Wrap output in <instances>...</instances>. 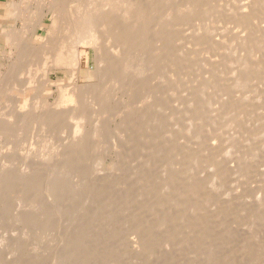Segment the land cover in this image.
Masks as SVG:
<instances>
[{"label":"bare ground","instance_id":"bare-ground-1","mask_svg":"<svg viewBox=\"0 0 264 264\" xmlns=\"http://www.w3.org/2000/svg\"><path fill=\"white\" fill-rule=\"evenodd\" d=\"M0 7L11 9L10 20L4 26L0 24V49L6 45L16 49L12 62L7 64L8 70H0V120L5 124L0 129L2 205L7 191L16 186L24 189L42 178L38 174L41 163L37 162L42 157L39 160L36 157L53 158L61 151L51 137L62 130L47 136L48 128L51 126L52 130L56 125L53 124L56 116L45 112L52 105L46 98L54 94L53 87L62 91L51 108L61 111L66 108L67 120L73 122L71 130L68 129L72 141L67 139L72 143L69 146L68 141L65 150L70 147L72 153L80 146L83 151L87 149L88 144L84 149L83 142L90 141L93 133L97 137L99 124L104 132L105 121L109 123L111 116L119 111L116 103L122 101L121 112L130 117H124L127 125L124 121L125 124L121 123L125 129L121 128L120 132L116 129V132L128 134L132 128L137 141L143 140L135 142L132 150L140 153L148 146L144 151L150 154H147L148 160H141L137 151L135 154L131 150L130 159L127 155L124 157L127 160L120 156L122 160L115 159V162L113 158L112 168L102 169L101 174V168L97 167L100 173L94 176L91 174L98 170L94 166L96 160L94 164L90 161L95 167L90 173V163L82 159L80 167H88L79 168L80 172L83 168L90 173H85L89 178L79 174L82 176L79 182H84L82 187V183L71 184L72 175L69 177L66 173L72 168L67 167L66 171L62 167L63 171L58 167L60 170L55 172L51 169L49 183L54 187L51 194L56 198V206L57 202L62 207L70 200L74 209L75 193H83L81 200L88 203L84 206L97 210L98 224L107 228L98 230L101 240H105L101 238L103 233L107 237L103 264H246L251 242L243 243L242 248L235 240L240 235L239 224L244 226L243 230L249 227L247 218L241 216L248 205L240 206L243 204H239V193L236 192L238 197L229 196L221 190L236 173L244 177L254 168L255 174L261 170L254 182L261 183L256 185L255 194L264 206V0H19L18 3L13 0ZM3 62L0 61V67ZM62 70L70 73L66 77L69 84L64 87L63 83L51 79L52 73ZM98 117L105 121L100 122ZM96 120L98 125L93 122ZM63 122L57 121V127H65ZM93 123L98 126L96 131ZM145 133L154 135H149L152 136L149 142L145 140L148 136ZM242 133L253 145L246 146L245 154L234 159L231 155L235 153L231 151L238 152L240 145L248 143L243 140L246 142H239L236 147ZM41 150H44L42 154ZM97 161L99 166L101 160ZM30 163L37 165L39 171H34L36 166ZM64 164L61 165L65 167L67 164ZM13 173L17 177L9 181ZM35 184L32 187L38 185ZM25 189L27 193L28 188ZM70 193L72 197L68 196ZM118 216L122 218L117 219ZM112 219L113 223L119 221L120 229H114L117 233L111 231ZM104 229L110 233L103 232ZM84 232L74 234L77 258L87 255L82 249L89 247L84 243L86 236L81 238ZM0 243L6 247L10 244ZM92 256H85L82 263L74 261L90 264L94 260Z\"/></svg>","mask_w":264,"mask_h":264},{"label":"rangeland","instance_id":"rangeland-1","mask_svg":"<svg viewBox=\"0 0 264 264\" xmlns=\"http://www.w3.org/2000/svg\"><path fill=\"white\" fill-rule=\"evenodd\" d=\"M11 1H13V0H0V6L1 5H3L4 3H6V4H8V3H10ZM14 2H16V3H18L19 2V0H18V2H17V0H14ZM11 12V9L9 8V11H7V8H4V7H0V24L2 25V26H4L5 24H6V22H7V20H10V16H9V13ZM47 24V23H46ZM7 46V47H6ZM6 46H4L2 49H0V61L1 62H3L2 64H4L3 66H1L0 67V70L1 71H4V70H8V66H7V64H10L12 61V58L15 56V54H16V49L15 48H13V47H11V46H9V45H6ZM12 48V49H11ZM15 49V50H14ZM11 51V52H10ZM14 51V52H13ZM2 53V54H1ZM10 53H12V54H10ZM15 53V54H14ZM9 54V55H8ZM3 55V56H2ZM6 56V57H5ZM9 56H11L10 58H9ZM4 58H7V59H4ZM9 58V59H8ZM6 61V62H5ZM8 61V62H7ZM5 64H6V66H5ZM5 72V71H4ZM67 76H70V73L68 72V71H65V70H62L61 72L59 71V73H52L51 74V79H53L54 81H59V83H63V87L64 86H66V85H68L69 84V80L67 79L66 80V77ZM155 83V82H154ZM156 84H159L158 82H156ZM156 84H154V85H156ZM153 85V86H154ZM156 87H159V86H156ZM53 89V91H54V94L52 95V97H45L46 99H47V103H49V104H52V105H50V107L47 109V111H45L46 113H50L51 115H54V116H56V118H55V122L56 123H53V124H56V125H54V127L52 126V128L54 129H50L51 128V126L48 128L49 129V134L47 135V136H52V135H50V133H54L57 129H59V130H62L63 131V133H62V131H61V133L59 134V133H56L55 134V136H54V138L53 137H51L52 139H54L53 140V142H54V144H56V146H58V149L57 150H59V148H60V150L61 151H58V152H56V153H58L57 155H54V157L53 158H55L57 161H62V163L61 164H64L63 162H65V161H67L68 163H66L67 165L69 164V165H71L72 163H75V164H73V165H71V166H67L66 164H64V165H66L65 167L64 166H62L61 164H57L58 162L55 160V159H53L51 156H48V157H44L43 158V156H40L39 158L38 157H36L37 158V160H39L41 157H42V159H41V161H37L36 160V158H35V161H37V162H39V163H41V164H39L40 166H41V168L39 169L40 170V173H38L39 174V177H40V175H41V177L42 178H38L39 179V181L37 180V184H35V182H31V183H29V185H26L25 186V188L27 189H25L26 191H28L27 193L24 191V189H20V188H18L17 186L16 187H13V188H15V189H13L12 188V190L11 191H7L6 192V195H8V196H5V198H6V202H4L3 203V205H2V200H1V198H0V223H2V224H0V241H5V242H9L8 244L9 245H7V247H6V245H1L2 243H0V264H78V262H80V263H82V259L85 257V256H92V254H93V256H92V258L94 259V260H91V263L92 262H94V263H92V264H103V261L105 260L104 259V257H105V255H106V250H107V241H106V239H107V237L105 236V234L103 235L102 233V235H101V238L103 237V238H105V240L103 241V240H101L100 239V236L98 235L99 234V231H100V229H101V232H102V229L103 228H106V227H104L103 226V228H102V224L100 225V224H98L99 222H98V219H99V214L96 212V211H94V209L93 208H89L90 206V204L88 205L89 207H87L86 208V206H84V205H87L88 203L87 202H84V200H81L82 199V197L84 196L83 195V193H81V194H78V193H75V196L73 197L75 200H74V209H72L71 208V206H70V200L68 201V203L69 204H66V205H62V207L58 204V202H57V206H56V204H55V200L54 199H56V198H54V194H51L52 193V190H53V188L54 187H52L51 185H50V178H49V172L51 171V169H54V171L53 172H55V170H60V169H58V167L60 168L61 167V169L64 171V169L66 170L67 169V167L69 168V169H71V170H73V171H75V173L73 172V171H71V170H69V171H67L68 173H66V174H70L69 175V177L71 176V178H73L72 180H71V184L74 186V184H75V182H77L78 184H81V187H82V185H83V181L81 180L80 182H79V176H81V175H86L85 173H87L88 172V169H86V171L84 172V170H83V168H82V172H80V169H81V167H83V166H85V165H82L81 167H80V165H81V161H82V159L84 160V161H86V163L88 162V163H90V164H88V165H90V167L92 168H90L89 169V172L91 173L92 171H93V169L95 168L94 166H96V169H98V170H94L95 171V173H94V171L92 172V174L91 175H96L97 176V173L96 172H98V173H100V168H101V174H103V172H102V169L103 170H106L107 168L109 169V167L110 168H112V163H114V162H111L112 160H113V158H114V160L115 159H117L118 161H119V159L120 160H122V157L120 158V156H123V159H125L124 157L127 155V157H129V156H131L132 157V152H131V150H132V148H134V147H132L133 145H134V143L136 142V143H138L139 141L141 142V140L142 139H139V141H137L138 139L136 138V137H134V136H137V134L132 130V128L130 129V131H129V133L128 134H124V133H121V134H119L118 133V131L121 129V128H124V126L125 125H122V124H125L127 121H125L124 119L127 117V119L130 117L129 116V114L128 113H125L124 115H123V113L124 112H121L122 110V108H121V106L123 105V104H121V100L119 99L118 101L120 102H118L119 104H121V105H119V104H117L116 103V105H117V107L118 106H120V108H119V111H116V113L115 114H117L116 116H115V114H113L112 116H111V120H109V123L107 122V121H105L103 118L101 119V118H99V119H97V120H100V122H102V120H104L105 121V124L104 125H106L105 126V130H104V132H103V130L102 129H104V128H102L103 126H101L100 127V124H99V121H93V122H98L96 125H98L99 126V129L100 130H102V131H100L99 129H97L98 128V126L96 127V125H95V123H93L95 126H93L94 128V131H96L95 130V128L98 130V132H96V133H99L98 135H97V137H98V139H97V137L96 136H94V133H93V136H91V138H90V141H91V139H92V137H94L95 139H92L93 141H89V140H87V141H85V142H83V148L85 149V146L87 147V149H89L88 151H87V149L85 150V151H83L82 150V148H80V147H78V150H82L83 152H81L80 153V151L78 152V150L76 149V151L74 150V152H76V153H72L73 151H70L69 149H71L70 147L68 148L67 147V149L69 150V152L70 153H72V157H70V153L69 152H67V151H65L66 150V146L68 145V143H70L69 144V146L71 145V136H70V131L69 130H71V128H72V126H73V122H70L69 120H67L68 119V112H67V110H66V108H63L62 109V111H61V109H54L53 107V109L51 108V106H53V105H55L54 103H56V100H55V98L57 99V98H59L60 97V93H61V89L60 90H58L57 89V87L55 86V87H53L52 88ZM120 96V95H119ZM160 97V96H159ZM158 98V97H157ZM156 98V99H157ZM128 99V98H127ZM158 100V99H157ZM156 100V101H157ZM48 104V105H49ZM138 107V106H137ZM137 107H136V109H137ZM51 108V109H50ZM139 108H140V105H139ZM50 109V110H49ZM140 109H142V106H141V108ZM139 109V110H140ZM58 111V113L57 112H55L54 113V111ZM66 110V111H65ZM60 111V112H59ZM119 112V113H118ZM59 114V115H58ZM115 116V117H114ZM58 117H59V119H58ZM125 117V118H124ZM108 119V118H107ZM106 119V120H107ZM62 120V121H61ZM57 121L58 122H60L61 124H62V122L64 121L66 124H65V127L63 126V125H61L60 123V125H61V127H57V125H58V123H57ZM90 121V120H89ZM87 122V123H89V125H90V127L92 126V124H91V122ZM125 123H124V122ZM64 122H63V124H64ZM104 123V122H103ZM108 123V124H107ZM119 123V124H118ZM122 123V124H121ZM102 124V123H101ZM4 122L2 121V120H0V129L1 128H4ZM72 125V126H71ZM119 125V126H118ZM126 125H127V123H126ZM64 128H63V127ZM71 126V127H70ZM86 127V131H88L89 129H88V124L87 125H85ZM88 126V127H87ZM56 127V128H55ZM117 127V128H116ZM126 127V126H125ZM70 128V129H69ZM114 128V129H113ZM48 129H47V131H48ZM64 129V130H63ZM69 129V130H68ZM116 129H118V131L116 132ZM125 129V128H124ZM67 130V131H66ZM128 130V129H127ZM65 131V132H64ZM121 131V130H120ZM119 131V132H120ZM116 132V133H115ZM127 133V132H126ZM132 133V134H131ZM58 134V135H57ZM62 134V135H61ZM106 134V135H105ZM113 134L115 135V137L113 136ZM122 134H124V136L122 135ZM136 134V135H135ZM145 134H147V133H145ZM60 135V136H59ZM65 137H64V136ZM67 135V136H66ZM69 135V136H68ZM123 137H122V136ZM148 136H146V139L145 140H147L148 142H149V135H152L151 133H149V134H147ZM243 135V133L238 137L240 140H238L237 139V144H236V147L239 145L238 143L240 142L241 144H243L242 143V141L243 140H248L247 142L248 143H246L245 145H243L242 147H241V145H240V149H238L237 148V151L238 152H236V149H234V150H232L231 151V154L232 153H235V155L234 156H232L231 155V157H234V159H236V158H238L237 156H242V154H243V152H244V154H245V152H246V150H245V147L246 146H248V148L249 147H251L252 145H253V143L251 142V141H249V139H248V137H245V138H243L244 137V135ZM108 136V137H107ZM152 136H154V135H152ZM152 136H151V138L150 139H152ZM64 137V138H63ZM126 137V138H125ZM145 137V136H144ZM148 137V138H147ZM121 138H123V139H121ZM132 138V139H131ZM243 138V139H242ZM250 138V137H249ZM57 139V140H56ZM60 139H62V141L60 140ZM64 139V140H63ZM66 139V140H65ZM67 139H70L71 141H69V140H67ZM136 139V140H135ZM252 138H250V140H251ZM144 140V141H145ZM153 140H155L154 138H153ZM152 140V141H153ZM57 141V142H56ZM66 143H65V142ZM69 141V142H68ZM100 142V144H99V142ZM132 141V142H131ZM143 141V140H142ZM151 141V142H152ZM157 140H155V142H156ZM246 141H243V142H246ZM68 142V143H67ZM146 142V141H145ZM147 142V143H148ZM154 142V141H153ZM152 142V143H153ZM155 142L153 143V145L152 146H154L155 145ZM61 143V144H60ZM65 143V144H64ZM86 143V144H85ZM91 143H93V147L92 146H90L91 145ZM106 145H105V144ZM108 143V144H107ZM128 143H129V145H128ZM135 143V144H136ZM143 143V142H142ZM151 143V144H152ZM60 146H59V145ZM96 146H95V145ZM113 144V145H112ZM115 144V145H114ZM121 144H123V145H121ZM144 144V143H143ZM143 144H142V146H143ZM150 143L148 144V145H151ZM250 144H252V145H250ZM64 145V146H63ZM103 145V146H102ZM118 145L120 146V148L118 147ZM124 145H126V146H124ZM146 145V144H145ZM114 146V147H113ZM118 148V150H116V149H113V148H116V147ZM131 146V147H130ZM147 146V145H146ZM61 147L62 148H64V151H63V149H61ZM91 149H90V148ZM95 147H98V149L100 150H98V149H96V150H98V154L96 155L95 154V152L97 153V151L96 150H94V148ZM112 147V148H111ZM121 147H124L123 148V150H122V148ZM130 147V148H129ZM145 147V146H144ZM93 148V149H92ZM101 148V149H100ZM146 148V147H145ZM145 148H144V150L142 151V152H138L137 150H135V149H133L134 150V153H135V151H137L136 153L138 154V155H140V158H141V160H144V159H146V160H148V156H147V154H149V153H145L144 154V151L146 152V150H145ZM147 148H148V146H147ZM146 148V149H147ZM127 149V150H126ZM56 150V151H57ZM115 150V151H114ZM128 150H130V151H128ZM132 150V151H133ZM242 152H241V151ZM42 151H44V150H41L40 151V154H42L43 152ZM87 151V152H86ZM91 151V152H90ZM117 151V152H116ZM123 151V152H122ZM235 151V152H234ZM63 153V154H60V153ZM84 152H86V153H84ZM114 152V153H113ZM116 152V153H115ZM131 152V153H130ZM240 152V153H239ZM45 153V152H44ZM49 153V152H48ZM85 154V156H84V154ZM92 153V154H91ZM117 153H118V155H117ZM124 155H123V154ZM135 153V154H136ZM75 154V155H74ZM96 155V157H95V155ZM243 154V155H244ZM87 155V156H86ZM146 155V156H145ZM150 155V154H149ZM58 158H57V157ZM98 156V157H97ZM117 156H119V157H117ZM147 157V158H145V157ZM51 159H50V158ZM65 157V158H64ZM84 157V158H83ZM88 157V158H87ZM93 157H95V158H93ZM131 157H129V159L131 158ZM236 157V158H235ZM45 158H47V159H45ZM48 158H49V160H48ZM64 158V159H63ZM96 158H98V159H96ZM150 158V157H149ZM75 159H77V160H79L78 161V163H77V161H73V160ZM87 159V160H86ZM89 159V160H88ZM128 159V158H127ZM127 159H125V160H127ZM50 160H52V161H54L55 162V164L57 165V166H54L55 164L53 163V162H50ZM64 160V161H63ZM93 160V161H92ZM96 160V162H95V164L96 165H92L91 164V162H93V164H94V161ZM97 160H101L102 161V163H101V161H99V166H98V161ZM113 160V161H114ZM48 163H47V162ZM71 161V162H70ZM91 161V162H90ZM145 161V160H144ZM44 162V163H43ZM46 162V163H45ZM50 162V163H49ZM57 162V163H56ZM79 162H80V165H79ZM115 162H116V160H115ZM86 164L85 162H82V164ZM31 164V163H30ZM28 164V166H33V164ZM43 165V166H42ZM51 165H53L54 167H52ZM59 165V166H58ZM61 165V166H60ZM75 165V166H74ZM79 167H78V166ZM88 165H87V167H88ZM26 167H27V164L25 165ZM36 166V167H35ZM35 166H33V167H35L36 169H34V171H36V172H38L39 170L37 169V165H35ZM78 168H77V167ZM93 166V167H92ZM64 169H63V168ZM86 166H85V168H87ZM97 167H100V168H97ZM107 167V168H106ZM50 170H49V169ZM57 168V169H56ZM74 168V169H73ZM76 168H77V171H76ZM80 168V169H79ZM27 169H31V167L29 168H27ZM31 170H33V168L31 169ZM38 170V171H37ZM91 170V171H90ZM254 170H255V168H254ZM252 171V172H254V173H252L251 171V173H249V174H251V176L248 174V175H243L244 177H241L238 173H236L234 176H232V178H233V180H232V178L230 179V181H228L229 182V184L228 183H225V186H223V187H225V189H228V191H226L223 187V189L221 190L222 192H226V193H228V194H230L229 196H233L234 194V196H236V197H238L237 196V193H239L238 195L240 196V202H242V203H240L239 202V204H243V206L242 205H240L242 208L244 207V206H246V205H248L247 207H246V209L245 208H243L244 209V212H245V214H246V212H247V214L249 213V218H248V216H246L245 214L244 215H241L242 216V219L245 217V218H247V221L249 222L247 225L249 226V227H247V226H245V227H247V229L245 228V230H243L242 229V227L244 228V226H241V224H239L238 225V227L241 229H239L240 231H239V234L240 235H238L237 234V240H239V238L241 239L242 237L241 236H245L244 237V239H245V241H244V239L242 238L240 241H241V244L240 243H237V242H240V241H237V240H235V243L236 244H239V245H237L238 247H242L244 244H246V242L247 243H250L249 244V246H250V249H249V253H247L248 254V257H249V259L250 258H252L253 257V255H254V257L255 258H252V259H248V257H247V254H246V259H247V261H246V264H264V259L263 258H261V257H263L264 256V221L263 222H261L263 219H264V206H261L260 205V203H261V199H260V197L257 195V194H255L256 192H257V186L256 185H260L261 183H259V181H257L258 182V184L257 183H255L256 182V180L258 179V178H256L260 173H261V170H260V172H256V174H255V171ZM256 170H258V169H256ZM73 172V173H72ZM88 172V173H89ZM57 173V172H56ZM55 173V174H56ZM87 173V175H90V173L88 174ZM94 173V174H93ZM259 173V174H258ZM15 173H13V174H11V175H9V178H10V180L9 181H11V178L12 177H17L16 176V174L14 175ZM55 174H53V173H51V175H55ZM79 174H81V175H79ZM48 175V176H47ZM75 175V176H74ZM86 175V176H87ZM98 175H100V174H98ZM52 176V177H53ZM78 176V178H76ZM86 176H83V177H86ZM236 176H238L239 177V180H242V182L240 181L239 182V180H237V178L238 177H236ZM248 176H249V178H248ZM255 176V177H254ZM44 177V178H43ZM75 177V178H74ZM82 177V176H81ZM90 176H87V178H89ZM247 177V178H246ZM86 178V179H87ZM242 178V179H241ZM50 179V180H49ZM77 179V180H76ZM237 181H235V180ZM244 179V180H243ZM246 179V180H245ZM248 179V180H247ZM260 179V178H259ZM19 180V179H18ZM49 180V181H48ZM232 180V181H231ZM48 181V182H47ZM245 181V182H244ZM255 181V182H254ZM50 182V183H49ZM250 182H253V183H251V184H249ZM11 183V182H10ZM15 183H18L17 181H15ZM33 183L35 184V185H37V186H34V187H32L33 186ZM49 183V184H48ZM246 185H248V186H246ZM30 184H32V185H30ZM230 185V187L232 188V186H233V188L231 189L230 187L228 188V186L227 185ZM258 185V186H259ZM29 186V187H28ZM38 186H39V188H38ZM41 186H43V187H41ZM48 186H50V187H52V188H50V187H48ZM243 186V187H242ZM251 186V187H250ZM254 186V187H253ZM69 187H71V185L69 186ZM242 187V188H241ZM248 187V190H246V188ZM249 187H250V189H252V190H250L249 189ZM22 188V187H21ZM30 188V189H29ZM33 188V189H32ZM48 188H50L49 189V191H47L48 190ZM80 188V187H79ZM243 188H244V190H243ZM17 189V190H16ZM42 189V191H40ZM70 190H73L72 188H69ZM15 190V191H14ZM20 190V191H19ZM29 190H31V191H29ZM37 190H39V191H37ZM51 190V191H50ZM235 192H234V191ZM242 190V191H241ZM23 193H22V192ZM45 191V192H44ZM229 191H231V192H233V193H229ZM240 191V192H239ZM11 192V193H10ZM13 192V193H12ZM38 192V193H37ZM48 192V193H47ZM237 192V193H236ZM247 192V193H246ZM251 192V193H250ZM10 193V194H9ZM16 193V194H15ZM243 193V194H242ZM253 193V194H252ZM18 194V195H17ZM40 196H39V195ZM46 194V195H45ZM49 194V195H48ZM71 195H68V196H70V197H72V193H70ZM77 194V195H76ZM255 194V195H254ZM82 195V196H81ZM245 197H244V196ZM251 195V197H249V196ZM257 195V196H256ZM80 196H81V198H80ZM256 196V197H255ZM1 197V196H0ZM55 197H58V196H56L55 195ZM79 197V198H78ZM45 198V199H44ZM73 198H71V199H73ZM77 200V201H76ZM81 200V201H80ZM242 200V201H241ZM73 201V200H72ZM81 203H80V202ZM54 202V203H53ZM53 203V204H52ZM76 203V204H75ZM245 203V204H244ZM5 204V205H4ZM48 204V205H47ZM252 204V205H251ZM52 205V206H51ZM59 205V206H58ZM83 205V206H82ZM80 206V207H79ZM255 206H257V207H259V208H261V209H258L257 207L256 208H254ZM252 207V208H251ZM7 208V209H6ZM18 208V209H17ZM60 208V209H59ZM82 208H83V210H82ZM89 208V209H88ZM36 209V210H35ZM54 209H56V210H54ZM92 209V210H91ZM96 209V208H95ZM254 209H256V211L254 210ZM8 210V211H7ZM38 210H40L39 212H38ZM87 210H89V211H87ZM259 210V211H258ZM4 211V212H3ZM6 211V212H5ZM90 211H93V213L92 212H90ZM252 211V212H251ZM88 212H90V214H88ZM251 212V213H250ZM257 214H256V213ZM42 213V214H41ZM92 213V214H91ZM100 213V212H99ZM255 213V214H254ZM252 216H251V215ZM263 214V215H262ZM5 215H6V217H5ZM90 215H91V219L89 218L90 217ZM259 215V217H260V215L262 216V217H260V218H258L257 216ZM244 216V217H243ZM250 216L252 217V219H250ZM254 216V217H253ZM256 216V217H255ZM9 217H11V218H9ZM119 217L120 216H118V218L117 219H119ZM120 218H122V217H120ZM244 218V219H245ZM253 218H254V220H253ZM256 218H258V219H256ZM116 219V218H115ZM7 220H9V221H7ZM90 221H92V223L90 222ZM111 221V220H110ZM247 221H245L243 224L244 225H246L245 223H247ZM255 222V224H254V222ZM7 222V223H6ZM115 222H117V224L115 225V228L113 227L114 226V224H115ZM121 222H122V220H121ZM252 222V224H253V226L250 224ZM13 224H14V226H13ZM109 224H111V226H112V229L113 230H111V231H114V229H116V231H118V229H120V225L118 226V224H119V221L118 220H114V223H113V219H112V222H110ZM257 224V225H256ZM121 227H124V225H123V222L121 223ZM251 225V226H250ZM13 226V227H12ZM100 226H101V228H100ZM110 226V225H109ZM37 227V228H36ZM76 227V228H75ZM251 227V228H250ZM258 227V228H257ZM261 227V228H260ZM7 228V229H6ZM99 228V229H98ZM110 228V227H109ZM118 228V229H117ZM6 229V230H5ZM46 229V230H45ZM76 229H78V230H76ZM87 229V230H86ZM107 229V228H106ZM106 229H104L103 230V232L106 230ZM255 229V230H254ZM16 230V231H15ZM39 232H37V231ZM43 230V231H42ZM51 230V231H50ZM67 230V231H66ZM81 230H82V233H83V231H85L84 232V234H81L82 236H81V238H83V237H85L86 236V238L87 239H85L84 240V243H85V245L88 247V245H89V247H88V249L89 250H91L92 248L93 249H96V247L97 246H100V247H97V249L96 250H91L92 251V253L91 254H89L90 252H88L89 250L88 249H84V247H82V249H83V252H87L86 254L87 255H81L83 258H79L80 257V255L78 256V258H77V256H76V252H74V251H76L75 250V247L78 245H76V246H74L75 244V242H76V236H78V234H80L81 233ZM99 230V231H98ZM246 230H248L249 232H251L252 230H254L255 231V233L256 234H254V231L253 232H251V233H248L249 235V237H251L252 236V238H249L248 236H247V232L248 231H246ZM262 230V231H261ZM13 231V232H12ZM21 231V232H20ZM44 231H46V232H44ZM64 231V232H63ZM79 231V232H78ZM98 231V232H97ZM108 231H110V230H106L105 232H108ZM116 231H114L115 233H117ZM236 231H238V229L236 230ZM7 232H8V234H7ZM10 232V233H9ZM41 232H44V234L42 233L41 234ZM92 233L91 234V236L89 235V234H87V233ZM12 233V234H11ZM38 233V234H37ZM47 234V237H46V234ZM97 233V234H96ZM108 233H110V232H108ZM112 233V232H111ZM114 233V234H115ZM238 233V232H237ZM245 235H244V234ZM254 235H253V234ZM3 234V235H2ZM74 234H76V236H74ZM113 234V233H112ZM121 234V233H120ZM243 234V235H242ZM250 234H252L251 236H250ZM17 235V236H16ZM84 235V236H83ZM107 235V234H106ZM42 236H44L42 239H40ZM88 236V237H87ZM247 236V237H246ZM8 237V238H7ZM55 237V238H54ZM99 237V238H98ZM11 238V239H10ZM17 238V239H16ZM35 240H34V239ZM57 238V239H56ZM75 238V239H74ZM95 238V239H94ZM29 241H28V240ZM53 239H54V241H53ZM78 239H80V238H78ZM84 239V238H83ZM88 239H90V240H88ZM92 239V240H91ZM9 240V241H8ZM38 240V241H37ZM97 240V241H96ZM101 240V241H100ZM251 240V241H250ZM27 241V242H26ZM58 241V242H57ZM73 241H74V243H73ZM90 241H91V243H90ZM99 241H100V243H99ZM254 241V242H253ZM255 241H257V242H255ZM26 242V243H25ZM34 242H35V244H34ZM49 242V243H48ZM77 242H78V240H77ZM94 242H96V243H94ZM101 242H103V243H101ZM253 242V243H252ZM259 242V243H258ZM13 243V244H12ZM23 243V244H22ZM53 243V244H52ZM57 245H56V244ZM58 243H59V245H58ZM99 243V244H98ZM244 243V244H243ZM70 244H72V245H70ZM93 244V245H92ZM236 244H235V247L237 248V246H236ZM52 245V246H51ZM54 245V246H53ZM81 246H83V245H81ZM255 246V247H254ZM263 246V247H262ZM5 247H6V249H5ZM42 247V248H41ZM258 247V248H257ZM19 248V249H18ZM21 248V249H20ZM44 248V249H43ZM101 248V249H100ZM243 248V247H242ZM261 248V249H260ZM2 249H4V250H2ZM67 249V250H66ZM238 249V248H237ZM240 249V248H239ZM2 250V251H1ZM87 250V251H86ZM99 250V251H98ZM250 250H251V252H250ZM253 250H254V253H253ZM51 251V252H50ZM66 251V252H65ZM68 251V252H67ZM70 251H73L72 253H70ZM94 251H96V252H94ZM261 251V252H260ZM26 252V253H25ZM44 252V254H42ZM96 253L97 255H94V253ZM102 252H104V253H102ZM258 254H257V253ZM261 254H260V253ZM48 253V254H47ZM38 254V255H37ZM68 254H70V255H68ZM73 254H75V255H73ZM83 254H85V253H83ZM43 255V257H42V259H40L41 258V256ZM45 255V256H44ZM66 255V257H64ZM72 255L74 256V257H76V259L78 260V262L77 261H74V260H76V259H74L73 257H72ZM100 255V257H98ZM103 255V256H102ZM11 256V257H10ZM60 256H61V258H60ZM94 256H95V258H94ZM71 257L73 258V259H71ZM90 257H89V261H90ZM97 257V258H96ZM102 257V258H101ZM101 258V259H100ZM39 259V260H38ZM66 259V260H65ZM86 259V258H85ZM84 259V260H85ZM103 259V260H102ZM42 260V261H41ZM82 260V261H81ZM100 260V261H99ZM253 260V261H252ZM255 260V261H254ZM69 261V262H68ZM88 261V260H87ZM259 261V262H258ZM65 262V263H64ZM68 262V263H67ZM73 262V263H72ZM77 262V263H76ZM261 262V263H260ZM90 263V264H91ZM105 264V263H104Z\"/></svg>","mask_w":264,"mask_h":264}]
</instances>
